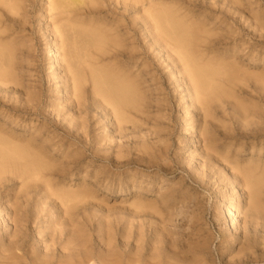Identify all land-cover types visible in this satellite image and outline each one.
Returning a JSON list of instances; mask_svg holds the SVG:
<instances>
[{
    "label": "rangeland",
    "instance_id": "1",
    "mask_svg": "<svg viewBox=\"0 0 264 264\" xmlns=\"http://www.w3.org/2000/svg\"><path fill=\"white\" fill-rule=\"evenodd\" d=\"M123 2L84 1L71 16L94 26L81 28L57 22L66 9L49 0L2 17L15 60L0 62L13 70L0 84V133L52 166L53 188L0 171V264H105L110 248L108 264H264V0H158L176 10L162 33L148 4ZM178 15L193 34L175 42L166 21ZM192 36L232 72L208 106L175 51ZM93 67L140 89L127 121L94 94Z\"/></svg>",
    "mask_w": 264,
    "mask_h": 264
},
{
    "label": "bare ground",
    "instance_id": "2",
    "mask_svg": "<svg viewBox=\"0 0 264 264\" xmlns=\"http://www.w3.org/2000/svg\"><path fill=\"white\" fill-rule=\"evenodd\" d=\"M20 1L21 0H0V62L5 61V59H7V61L15 60L14 58L15 50L13 49V46H11L10 44H4V41H3L4 39L2 37L3 36V31H2V27H3L2 19L3 18L2 17L4 16L5 12H7V14L8 12L10 14L17 13L20 7V4H19ZM84 1L86 0H49L51 11H56V10L59 11L62 9H66V11H63V12H60L57 14L54 13L55 15L53 18L54 19L57 18V22L61 21V22H65L66 24H75V25H78V27L80 28L83 27V25L84 26H94L91 22L82 21L81 22L82 24L78 23V19L75 17L76 15L73 17L71 16L72 11L76 7H78V5L83 4ZM123 1H124L123 2L124 4L129 5L134 0H123ZM137 1H139V3H142V4H145V3L148 4L149 7H151V9L149 10L152 11L153 9V11H156L155 13H153L154 15L151 17H153L152 20L154 21L155 24H160L159 27L157 26L158 28L157 32L159 30V33L163 32L164 21L165 19H167V16L176 15V12H175L176 10L173 11L170 9V12H169V11H166V8L165 9L163 8L162 4L157 5L158 0H137ZM151 11L148 12L150 15L153 12ZM90 12H93V11H90ZM184 18H185L184 16L180 17L179 15L176 16V19L168 18V20L166 21V26L172 32V37L168 39H171L176 42V38L178 36L180 37L182 34H186V33L193 34L191 27L187 23L182 22L181 19H184ZM94 28H97V27L95 26ZM96 31L93 32L92 30V32L94 33L93 34L94 36H91V35H88V36H90V38L92 37L93 39L95 38L98 39L99 41L98 44L95 41L97 45L104 46L103 43L107 42L108 40H106L107 37L105 38V33L103 34V32L107 30L105 29L104 31L101 30L103 32H100L98 30ZM62 35H65V34H62ZM98 35H101V36H99L98 38ZM88 36L87 38H89ZM67 37L65 35L62 40L65 39L67 41L68 40ZM192 37L193 38L189 40L188 42L182 43L179 40V44L177 47H175V51L177 53L180 52L182 54L181 55L179 53V58L183 62L185 74H187L188 76V85L189 87H191L190 91H193L199 104L208 106L210 105L211 101L215 98V96L218 97V95L223 92V84L221 81L222 79H224V77L231 75L232 72L220 64H215L213 62L211 63L212 61L211 59H206L204 50L202 49V46H201V42H202L201 38L197 36H192ZM104 38H105V41H104ZM89 40L94 43L93 40L91 39ZM69 44H70V40L68 42V47L63 46V48H67V50L70 51V52L68 51L69 57H70V54H72L70 57L71 59L66 60V61L68 62L67 65L70 69V72L73 74L74 90L76 93L81 94V92L84 89L85 77L84 75H80L76 73L77 63L76 61H73L75 59L72 58L77 55V54L74 55L75 50H77L76 53H79L78 51L79 47L77 46L78 48H76L77 44L75 43V46H74V42L70 46ZM71 48L74 53L72 52ZM54 51L56 54V50ZM64 54H65V51H64ZM205 61H208V62H205ZM99 69H96L94 67L91 68L92 70L91 73L93 77L94 94L100 95L101 97H103L104 101H106L109 105L112 106L113 108L112 110L117 120H119L120 122L127 121L128 111L132 108H136L137 105L140 102H142V97H141L142 95L140 94V89L138 88L136 84L129 83V81L126 80L123 76H121L119 72L114 73V71L113 72L107 71V69L105 68H103L104 70H99ZM11 73L13 74L12 64L6 65V66L3 65L2 67L0 65V84H6L7 82H11L10 81ZM51 167L52 166L48 162H46L41 156H38L32 152H29L28 150L21 148V146L19 145L13 144L12 141H6L3 135L0 133V171L1 172H6L9 170L10 172L12 171L15 172L17 175H19L20 179L25 181L23 184L24 186L25 184L32 182V181L36 182L38 180H44L46 187L48 189H52L53 186L51 185V182H50L51 180H49V177L47 176V173H49L52 170ZM253 173L254 172H251L252 175ZM247 174L248 173L246 172V175ZM248 175H250V172ZM250 178L248 177V179ZM253 181L256 183L259 182L256 180H253ZM253 181L252 180L249 181L250 182L249 188H252V187L254 188L256 183L254 184ZM263 181L264 180H261V183ZM62 193H64L63 194L64 197H61V198H65V199L66 197L68 198L70 196L78 195V192H65L64 191ZM253 197H252L253 202L259 201L256 195H253ZM256 199L258 201H256ZM254 205L256 206V203ZM227 211H228L227 220L233 221L235 218V215L233 213V208L230 206H227ZM107 250L108 252L106 254L103 252V256L100 257V259L98 258L100 261L104 262L105 264H108L110 262V259H113L115 257V254L117 253V252L115 253L113 248H110Z\"/></svg>",
    "mask_w": 264,
    "mask_h": 264
}]
</instances>
